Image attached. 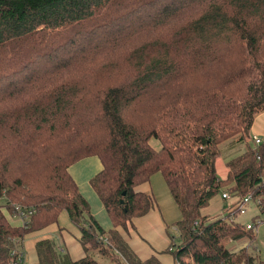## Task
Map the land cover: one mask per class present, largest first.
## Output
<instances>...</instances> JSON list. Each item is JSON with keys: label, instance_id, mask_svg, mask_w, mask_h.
I'll use <instances>...</instances> for the list:
<instances>
[{"label": "trees", "instance_id": "1", "mask_svg": "<svg viewBox=\"0 0 264 264\" xmlns=\"http://www.w3.org/2000/svg\"><path fill=\"white\" fill-rule=\"evenodd\" d=\"M262 112L264 0H0V264L26 256L24 238L62 211L87 255L72 261L44 241L39 264L113 252L128 260L118 264H162L137 259L118 231L154 207L136 187L156 173L182 215L176 264H264L226 246L256 238L255 220L247 229L232 216L246 196L264 203V142L227 163V180L216 169L220 146L249 135ZM88 157L103 165L91 184L110 232L69 172ZM226 187L233 210L204 216ZM18 208L32 213L23 226L7 215Z\"/></svg>", "mask_w": 264, "mask_h": 264}, {"label": "crops", "instance_id": "2", "mask_svg": "<svg viewBox=\"0 0 264 264\" xmlns=\"http://www.w3.org/2000/svg\"><path fill=\"white\" fill-rule=\"evenodd\" d=\"M255 136L260 137L262 141L264 142V112L256 116L255 122L253 124L252 129L249 132V135L247 136L245 135L242 138L237 137L233 140L223 143L220 146V156L222 154L223 146H225L224 162H225V166L228 172H229V169L227 167L228 162L244 155L248 151L249 147L251 146L256 147L252 145V141H251L252 138ZM248 137H250L251 140H249ZM91 158L93 157L82 159L78 161L77 163L73 164L69 168L70 175L76 182L79 190H80V187L78 185L80 183L79 169L81 166H77V165H79L78 163H81V165H84V163H86L85 161ZM82 167L83 168L81 169L83 170L89 169L87 168V166H82ZM136 191L141 192V193L151 194L155 199V205L146 215L134 219L133 220L134 226L133 227L129 226V229H128L129 231H125L124 229H118L125 244L129 248V250L133 253V255L141 261H145L151 256H156L162 262V264H176L174 255L171 258L167 256V251H168L167 246L162 250V252L158 254L152 253L151 255H148L146 252L147 249L142 246L141 249L140 248L138 249L139 253L137 254L134 251V247L130 239L131 237H133L131 236V234L134 232H137L138 230L143 234L147 232L150 236H152L151 235L152 231L154 232V230L156 229L161 230V227L163 226L165 230L167 231L171 229V227H173V225L175 224V223L172 224V226L169 225L170 219L166 211V207L168 205H171L172 203H176V202L170 192V189L167 185L165 177L161 173H156L150 178L148 182H144V183L137 185ZM234 204L235 203H233V205ZM204 216H207V215H204ZM104 217L105 218L103 220L105 222L104 223L105 227L108 228V226H111L112 229L110 231L115 229L111 218H110L111 224L108 225L105 214H104ZM207 217L218 218V217H211V215H208ZM127 233L130 234V237L127 236ZM81 237H82V233H81V229L79 228V226H77L71 220L67 211H62L58 217L57 223H54L41 231L32 232L24 238L22 247L26 253L27 264H39L37 246L39 243L44 242V241L53 242L55 244L57 251L61 252L62 254L68 255L72 261L81 260L85 258L87 255L86 249L83 243L81 242ZM94 258L99 264H106L105 261H101L105 257L96 255V257Z\"/></svg>", "mask_w": 264, "mask_h": 264}, {"label": "rangeland", "instance_id": "3", "mask_svg": "<svg viewBox=\"0 0 264 264\" xmlns=\"http://www.w3.org/2000/svg\"><path fill=\"white\" fill-rule=\"evenodd\" d=\"M260 138V137H259ZM249 140L250 137H248ZM252 145L257 146L255 144V141L252 138ZM263 142V141H262ZM151 145L154 148L160 147V143L157 140H152ZM224 156H225V146H223L222 154L216 161V169L218 177L225 181L228 179L229 172L226 169L225 162H224ZM84 165H81V163H78L81 166L79 169V181L78 184L80 187V192L83 195L84 199L88 202L90 207V212L95 218L98 224L105 230V232L110 231L112 228L111 226H108V228L105 227L104 222V214L106 215V220L108 222V225L111 224L110 217L107 215V211L105 206L103 205V202L101 201L100 197L96 193V191L93 189L91 181L92 179L102 170L103 165L101 163L100 158L93 157L87 161H85ZM82 166H87L89 169H81ZM75 169V168H74ZM229 193L230 196H232L231 191L229 187H226L222 193ZM222 194L217 195L214 197L210 204L202 209V213L204 215H211V217H227L228 213H230L233 208L236 206L237 198H231L229 200H223L221 197ZM254 199V198H253ZM256 199H254V202ZM233 203H235L233 205ZM165 207V206H164ZM104 208V209H103ZM247 213L245 215L242 214H236V217L234 215V219H236L238 222L243 223L244 225L252 224L253 220H255V223L257 224L255 228V234L256 238L254 241H249L246 238H243L239 241L227 243L226 246L230 251L237 252L240 251L243 248H247L248 251L255 255L258 259L264 260V222H260L264 220V216H262L260 210L257 208V205L255 203H251L247 206ZM105 210V211H104ZM167 215L170 219V226L172 224L178 222L181 220L182 215L181 212L176 205V203H172L171 205H168L166 207ZM8 217L11 221V223L15 226H23L25 224V221H23L22 218L19 216H13L8 214ZM63 220V218H62ZM175 228L171 227L169 230H165L164 226L161 227V230H154V232H151L150 236L147 232L145 234L139 232H134L131 234V243L134 247V251L138 254L139 248L145 247L147 249V254L151 255L152 253H160L162 250L167 246V256L169 258L173 257V253L169 251V248H171L172 245V238H177V231L174 230ZM127 236L130 237V234L127 233ZM178 240H176V244H178ZM170 245V246H169ZM169 247V248H168ZM98 251H94L92 253H97ZM166 252V251H165ZM91 253V254H92ZM111 256H105V258L101 261H105L106 264H118L120 262L127 263L128 260L120 254H117L113 252ZM166 255V254H165Z\"/></svg>", "mask_w": 264, "mask_h": 264}, {"label": "built area", "instance_id": "4", "mask_svg": "<svg viewBox=\"0 0 264 264\" xmlns=\"http://www.w3.org/2000/svg\"><path fill=\"white\" fill-rule=\"evenodd\" d=\"M253 140L255 141V144L257 145V146H259L260 144H262L263 142H262V139L261 138H259V137H257V136H255V137H253ZM232 197L229 195V193H226V192H224L223 194H222V199L223 200H229V199H231ZM251 203H255L256 205H257V208L260 210V212H261V214H262V216H264V203L260 200V199H256V201L254 202V199H253V197L251 196V195H249V196H246L244 199H243V201H242V203H241V205H240V207H239V209H238V214H242V215H245L246 213H247V206L248 205H250ZM30 214H32V213H30ZM30 214H27V213H23V212H21V210L18 208L17 209V213H16V215L15 216H19L20 218H22L23 219V221L24 220H26V219H28L29 218V216H30ZM235 217V216H234ZM234 217H232V219H234ZM232 219H229V221H232ZM261 223L262 222H264V220H262V221H260ZM257 225V224H256ZM252 226H253V224H248L246 227H247V229H253L252 228ZM255 228H256V226H255ZM175 231H177V229L175 228L174 229ZM171 250V249H170ZM12 264H26V256H25V254H24V252L22 251V250H15L14 251V260H13V263Z\"/></svg>", "mask_w": 264, "mask_h": 264}]
</instances>
